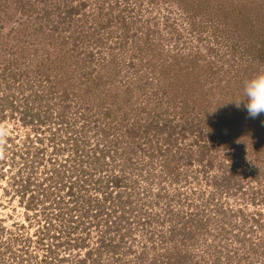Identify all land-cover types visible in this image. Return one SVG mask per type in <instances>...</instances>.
I'll return each mask as SVG.
<instances>
[{
    "label": "rangeland",
    "instance_id": "374dc122",
    "mask_svg": "<svg viewBox=\"0 0 264 264\" xmlns=\"http://www.w3.org/2000/svg\"><path fill=\"white\" fill-rule=\"evenodd\" d=\"M44 4L0 0V264H264V0Z\"/></svg>",
    "mask_w": 264,
    "mask_h": 264
},
{
    "label": "clouds",
    "instance_id": "9594fccd",
    "mask_svg": "<svg viewBox=\"0 0 264 264\" xmlns=\"http://www.w3.org/2000/svg\"><path fill=\"white\" fill-rule=\"evenodd\" d=\"M243 108L248 117L255 119L264 115V72L249 78L243 88V98L231 101Z\"/></svg>",
    "mask_w": 264,
    "mask_h": 264
},
{
    "label": "trees",
    "instance_id": "16d2710c",
    "mask_svg": "<svg viewBox=\"0 0 264 264\" xmlns=\"http://www.w3.org/2000/svg\"><path fill=\"white\" fill-rule=\"evenodd\" d=\"M37 2L39 1V2H41V3H45L44 5H47L48 4V2H49V0H36ZM66 7H67V9H66V12L64 13L66 16H65V18H64V20H66L68 17H69V15L71 16V14H73V9H75V8H77V6H70V7H72V8H70V7H68V2L66 3V4H64ZM61 7H63L62 5H57L55 8H56V10H60L61 9ZM52 11L53 10V8H52V10H51V8L49 9V8H46V10H45V14L46 15H49V13H51L50 11ZM261 44H262V46H263V48H264V39L261 41ZM258 45L257 44H255V47H257ZM260 49H261V47H260ZM259 49V50H260ZM262 53V51L260 50V53H259V55H257L258 53H253V56L250 58V59H252L253 57H254V59H256V58H258V57H261V60L262 59H264L263 58V55H260ZM254 59H252V60H254ZM238 64V63H237ZM241 64L243 65V62H241ZM236 68V74H234V76H233V78H236V83L238 84V80H240V78H239V74L241 73V70L239 69V68H237V67H235ZM246 70H248V71H250V72H248V74H247V76H248V78L249 77H251V74L253 73V71H255V67L253 68V69H250V67L248 68H246ZM252 70V71H251ZM259 70V69H258ZM256 72H257V74L258 73H260V71H257L256 70ZM255 73V72H254ZM253 73V74H254ZM242 74V73H241ZM242 75H244V74H242ZM186 110H183V113L185 112ZM234 123V122H233ZM226 124H228V122H226V123H223V128H224V131H225V129L227 128V126H226ZM223 130V129H222ZM89 253H91V252H89ZM88 253V254H89Z\"/></svg>",
    "mask_w": 264,
    "mask_h": 264
}]
</instances>
